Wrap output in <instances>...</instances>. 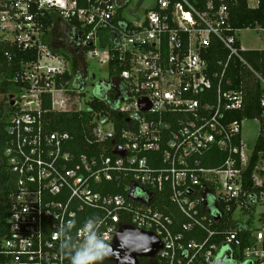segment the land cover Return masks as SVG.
<instances>
[{
	"label": "built area",
	"instance_id": "obj_1",
	"mask_svg": "<svg viewBox=\"0 0 264 264\" xmlns=\"http://www.w3.org/2000/svg\"><path fill=\"white\" fill-rule=\"evenodd\" d=\"M244 2L248 10L264 4ZM120 3L0 0V41L35 54L34 62L12 70L15 91L0 94L3 159L16 180L6 199L0 264H70L89 236L112 245L122 226L160 241L155 257L142 264H213L224 254L233 264H264V151L248 173L256 143L264 141V77L243 56L253 51L237 41L245 29L230 20L239 0H153L133 20L122 16L127 0ZM52 10L79 23V46L89 48L84 64L95 59L106 79H92L88 66L74 76L81 85L65 80L69 63L43 40L45 14ZM100 33L107 37L103 47ZM213 48L224 56L211 65ZM112 62L122 69L110 77ZM231 67L248 78L236 85ZM246 82L261 91L258 135L249 152L241 136L247 119L232 121L245 106ZM45 100L52 113L88 117L87 153L72 152L71 133L48 129ZM213 149L224 160L207 168ZM238 213L246 220L236 221ZM240 231L248 234L246 246Z\"/></svg>",
	"mask_w": 264,
	"mask_h": 264
},
{
	"label": "trees",
	"instance_id": "obj_2",
	"mask_svg": "<svg viewBox=\"0 0 264 264\" xmlns=\"http://www.w3.org/2000/svg\"><path fill=\"white\" fill-rule=\"evenodd\" d=\"M87 0H78V7H86ZM231 23L235 27L246 29L248 27L254 28L256 25L262 26L264 28V4L260 6L257 10H248L244 0H239V4L234 7L231 11ZM121 10L117 11V18H121ZM122 19V18H121ZM45 32L43 40L48 45V47L53 51L54 54L63 57L66 60L71 68V74L65 76V80L69 81L72 85H81V80L74 78L76 74L84 73L85 69L88 67L84 64V58L86 53L89 51L88 47L79 46L80 37L82 36V31L80 30L79 23L75 19H70L63 21L60 18L59 14L54 10L47 12L44 19ZM86 32V30H85ZM103 34L100 33V42L99 45L103 47L106 41L103 40ZM57 39L54 41V37ZM107 38V37H106ZM104 38V39H106ZM216 49V48H213ZM212 49V51H213ZM217 54L210 59L211 65L214 62L216 57L222 58L224 54L220 51L219 48L216 49ZM70 54V55H69ZM8 55L11 58V61H8V58L5 56ZM82 55V60L77 57ZM245 60L252 66L253 69L258 71L264 77V51H253L243 54ZM77 57V58H76ZM35 54L32 52H23L18 49L15 44L7 43L0 41V94L13 93L14 87L12 82L9 80L12 75V70L17 67L18 63L21 61L25 62H34ZM122 68L117 66V63H110V77L118 75ZM84 71V72H83ZM229 75L234 77L236 80V85L242 79L248 78V74L240 69V67L233 69L232 67L229 70ZM248 83V84H247ZM97 89V88H96ZM245 91V106L239 112L234 113L232 121H241L244 119L254 120L259 117V99L261 91L256 83L249 84L246 82L244 86ZM95 104H98L99 98L96 96L93 99ZM93 103V104H94ZM0 109H2L0 107ZM43 110H47L45 114V120L50 131H65L71 133L76 140L77 147L72 150L75 154L87 153L84 144V135L87 129L88 117L85 115L78 114H56L50 112V102L45 100L43 104ZM6 122L0 116V236L6 233L7 230V207L6 199L9 194H12L15 190V177L8 171V168L3 159V152L6 143L5 135V126ZM264 151V141L259 140L256 143L254 148L253 161L251 167L249 168L248 173L252 171L255 164V158L258 152ZM224 156L220 154L217 150H211L204 161L203 165L207 168H217L222 164ZM159 204H162L160 201ZM171 212L177 215L174 212V209L171 208ZM230 216H228L227 221ZM175 220L179 223H182L183 220L178 217ZM248 234L240 231L239 237L243 243V246L248 245ZM143 263V262H142ZM102 264H110L106 261H102ZM233 264V263H230Z\"/></svg>",
	"mask_w": 264,
	"mask_h": 264
},
{
	"label": "water",
	"instance_id": "obj_3",
	"mask_svg": "<svg viewBox=\"0 0 264 264\" xmlns=\"http://www.w3.org/2000/svg\"><path fill=\"white\" fill-rule=\"evenodd\" d=\"M143 0H140L133 11H128L132 18H137V11ZM90 46V45H89ZM92 79L94 76L92 75ZM143 111L148 110L143 102L139 103ZM129 198L135 200L132 195ZM112 253L103 258L110 264H139L140 259H152L161 249L160 241L152 234L133 229L129 226H122L117 232L115 239L110 245ZM107 252V249H104ZM213 264H230L227 254L218 258Z\"/></svg>",
	"mask_w": 264,
	"mask_h": 264
},
{
	"label": "rangeland",
	"instance_id": "obj_4",
	"mask_svg": "<svg viewBox=\"0 0 264 264\" xmlns=\"http://www.w3.org/2000/svg\"><path fill=\"white\" fill-rule=\"evenodd\" d=\"M153 0H145L143 7L141 8V11H139V15L142 16V9L146 7L148 4H150ZM137 0H129V4L126 8H123L122 10V16L126 20H133V18L130 17L128 14V10L131 8H134V5L136 4ZM1 32V31H0ZM54 37V41L57 39L56 36ZM0 38H4L3 34L0 33ZM1 39V40H2ZM237 41L239 45L246 51H260L264 50V31L263 29L256 25L254 28H249L242 30L240 34L237 36ZM70 55V54H69ZM80 59L82 58V55H78ZM76 57V58H77ZM82 60V59H81ZM87 64L89 66V74L90 76L94 75L97 80L99 79H106L107 78V70L105 67H101L97 61L93 58L88 57L87 59ZM92 83V82H90ZM92 91L90 89H87L86 93V99H89L90 96L92 95ZM258 129H259V124L258 122L254 120H246L242 124L241 128V136L242 139L248 149V152L251 151L254 147L257 135H258ZM262 210L260 208L257 209ZM255 217V221L253 222L254 227H258L259 224L256 221L257 220V215H252ZM234 219L245 221L246 217L240 215L239 213L234 216ZM225 250H223L224 252Z\"/></svg>",
	"mask_w": 264,
	"mask_h": 264
},
{
	"label": "clouds",
	"instance_id": "obj_5",
	"mask_svg": "<svg viewBox=\"0 0 264 264\" xmlns=\"http://www.w3.org/2000/svg\"><path fill=\"white\" fill-rule=\"evenodd\" d=\"M104 249L108 251L105 252ZM112 253L110 244H105L93 236H89L85 247L76 251L70 258V264H97L105 255Z\"/></svg>",
	"mask_w": 264,
	"mask_h": 264
},
{
	"label": "flooded vegetation",
	"instance_id": "obj_6",
	"mask_svg": "<svg viewBox=\"0 0 264 264\" xmlns=\"http://www.w3.org/2000/svg\"><path fill=\"white\" fill-rule=\"evenodd\" d=\"M139 1L140 0H137L136 4L134 5V8H131L128 11H133L135 9V7L138 5ZM144 1L145 0L142 1L141 5H140V7H139V9L137 11V14H139V11H141V8L143 7ZM114 2L116 3L117 6H121L120 0H114ZM128 4H129V0H127V6H128ZM143 9H142V11H143ZM130 17L132 18L131 15H130ZM139 264H142V261L141 260L139 261Z\"/></svg>",
	"mask_w": 264,
	"mask_h": 264
},
{
	"label": "crops",
	"instance_id": "obj_7",
	"mask_svg": "<svg viewBox=\"0 0 264 264\" xmlns=\"http://www.w3.org/2000/svg\"><path fill=\"white\" fill-rule=\"evenodd\" d=\"M148 5H149V4H148ZM104 38H106V36H103V40H104V41H107V39H104Z\"/></svg>",
	"mask_w": 264,
	"mask_h": 264
}]
</instances>
